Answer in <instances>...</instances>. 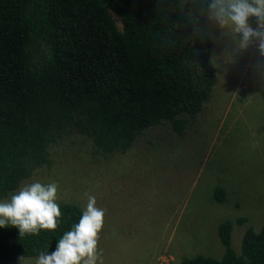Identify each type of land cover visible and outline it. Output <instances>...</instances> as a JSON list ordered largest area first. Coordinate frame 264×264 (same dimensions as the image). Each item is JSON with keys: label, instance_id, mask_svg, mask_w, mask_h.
<instances>
[{"label": "trees", "instance_id": "1", "mask_svg": "<svg viewBox=\"0 0 264 264\" xmlns=\"http://www.w3.org/2000/svg\"><path fill=\"white\" fill-rule=\"evenodd\" d=\"M209 2L0 0V198L50 164V144L70 127L105 153L126 151L163 121L183 134L217 81ZM40 36L50 54L38 64L30 46ZM214 198L225 201L223 186ZM58 204L54 230L20 236L14 227L0 228V264L54 249L82 210ZM232 229L231 220L219 227L220 259L196 255L181 264H264V225L247 229L241 253Z\"/></svg>", "mask_w": 264, "mask_h": 264}, {"label": "rangeland", "instance_id": "2", "mask_svg": "<svg viewBox=\"0 0 264 264\" xmlns=\"http://www.w3.org/2000/svg\"><path fill=\"white\" fill-rule=\"evenodd\" d=\"M249 23L255 27L254 18ZM206 24L217 81L183 134L163 121L141 131L126 151L105 153L70 127L50 144V164L15 190L55 182L57 203L81 209L94 196L105 210L98 264H181L196 255L220 259L224 221L233 222L237 253L247 229L264 225V57L255 42L241 50L229 26L208 17ZM30 51L38 64L50 54L41 36ZM218 186L225 189L221 203L214 198ZM34 258L8 264H32Z\"/></svg>", "mask_w": 264, "mask_h": 264}, {"label": "clouds", "instance_id": "3", "mask_svg": "<svg viewBox=\"0 0 264 264\" xmlns=\"http://www.w3.org/2000/svg\"><path fill=\"white\" fill-rule=\"evenodd\" d=\"M207 10L210 20L238 34L241 50L255 42L264 57V0H210ZM250 18L255 19V27ZM104 213L95 197L88 195L78 221L56 240L52 251L40 252L32 264H98L97 242ZM60 217L55 182L27 183L7 199H0V228L14 227L20 236L54 230Z\"/></svg>", "mask_w": 264, "mask_h": 264}]
</instances>
